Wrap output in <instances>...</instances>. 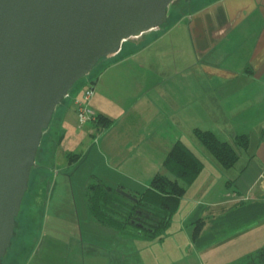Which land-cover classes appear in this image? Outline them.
Returning a JSON list of instances; mask_svg holds the SVG:
<instances>
[{
  "label": "crops",
  "instance_id": "1",
  "mask_svg": "<svg viewBox=\"0 0 264 264\" xmlns=\"http://www.w3.org/2000/svg\"><path fill=\"white\" fill-rule=\"evenodd\" d=\"M193 2L188 11L172 10L167 25L127 40L110 56L94 82L91 106L111 121L105 127L80 125L86 128L81 146L65 156L70 164L95 158L101 181L139 189L149 186L174 143L183 140L205 162L189 190L221 185L211 204L190 209L205 224L204 212L211 209L202 246L207 238L236 242L248 255L264 246V0ZM80 96L59 109L64 99L55 111L57 148L79 137L71 122L78 119L74 98ZM195 129L231 143L246 134L248 149L240 151L235 166L224 168L198 152L205 153Z\"/></svg>",
  "mask_w": 264,
  "mask_h": 264
},
{
  "label": "water",
  "instance_id": "2",
  "mask_svg": "<svg viewBox=\"0 0 264 264\" xmlns=\"http://www.w3.org/2000/svg\"><path fill=\"white\" fill-rule=\"evenodd\" d=\"M175 1L0 0V264L58 105L102 58L164 25Z\"/></svg>",
  "mask_w": 264,
  "mask_h": 264
},
{
  "label": "rangeland",
  "instance_id": "3",
  "mask_svg": "<svg viewBox=\"0 0 264 264\" xmlns=\"http://www.w3.org/2000/svg\"><path fill=\"white\" fill-rule=\"evenodd\" d=\"M192 1L196 6L211 0ZM187 5L184 1H177L169 9L188 11L191 6L189 8ZM106 62L103 60L100 66L78 80L69 92L68 96H71L65 98L59 109L63 106L70 108L73 96L82 95L84 87L92 83ZM54 114L50 126L43 133L40 152L31 171L29 188L18 214V226L22 232L13 249L5 256L7 264L245 263L247 255L241 253L236 242L215 243L207 238L208 243L202 246L203 229L199 235L194 234V227L198 223L190 215V209L194 205L211 204L220 189L219 183L210 190H206L205 186L199 193L189 190L193 185L189 187L171 225L155 237L125 233L101 225L90 215L87 200L88 186L103 176L99 160L91 157L70 164L65 156V152H74L81 146L86 128L82 130L79 120L74 117L75 121L71 124L77 129L79 137L70 136L62 147L57 148L61 129L56 125L57 112ZM198 143L205 151L203 153L197 149L202 156L213 157L200 141ZM126 180L132 182L128 178ZM124 184L130 191L132 185ZM144 188L140 186L131 191L140 192ZM210 210L204 212L208 214L203 226L207 234L212 225Z\"/></svg>",
  "mask_w": 264,
  "mask_h": 264
},
{
  "label": "trees",
  "instance_id": "4",
  "mask_svg": "<svg viewBox=\"0 0 264 264\" xmlns=\"http://www.w3.org/2000/svg\"><path fill=\"white\" fill-rule=\"evenodd\" d=\"M177 1H184L188 5L192 2V0H176L175 2ZM172 10L174 8H170L169 13ZM169 21L170 16L162 26L167 25ZM109 58H102L95 66L98 67L103 60H107L95 75L93 83L96 82L98 74L106 67ZM110 121L111 119L98 115L97 122L100 125L105 127ZM194 133L224 168L235 166L240 159V151L248 149L250 142L249 136L246 134L237 135L234 142L231 143L223 141L211 130L195 129ZM40 148L41 145L37 157ZM73 156L69 155L72 159ZM204 167V160L186 142L177 140L164 159L162 170L154 175L149 186L140 192L127 191L123 186L113 187L100 179L92 182L87 188L88 211L103 226L125 233L155 237L171 225L174 214L180 209L183 197L189 187L196 182ZM195 222L198 224L194 227V234L199 235L205 221L199 218ZM245 257L244 264H264V246Z\"/></svg>",
  "mask_w": 264,
  "mask_h": 264
},
{
  "label": "built area",
  "instance_id": "5",
  "mask_svg": "<svg viewBox=\"0 0 264 264\" xmlns=\"http://www.w3.org/2000/svg\"><path fill=\"white\" fill-rule=\"evenodd\" d=\"M95 94L94 83H90L84 87L82 95L74 99L76 113L81 126L93 121L97 122L98 114L91 106L92 98Z\"/></svg>",
  "mask_w": 264,
  "mask_h": 264
}]
</instances>
